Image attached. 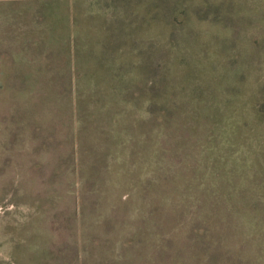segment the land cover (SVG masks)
I'll use <instances>...</instances> for the list:
<instances>
[{"label":"rangeland","instance_id":"374dc122","mask_svg":"<svg viewBox=\"0 0 264 264\" xmlns=\"http://www.w3.org/2000/svg\"><path fill=\"white\" fill-rule=\"evenodd\" d=\"M0 264H264V0H0Z\"/></svg>","mask_w":264,"mask_h":264}]
</instances>
